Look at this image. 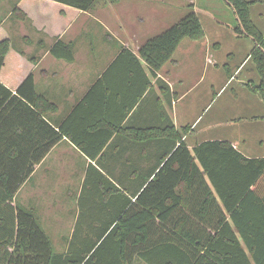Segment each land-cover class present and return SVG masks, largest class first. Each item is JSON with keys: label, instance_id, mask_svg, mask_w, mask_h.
Returning <instances> with one entry per match:
<instances>
[{"label": "crops", "instance_id": "crops-1", "mask_svg": "<svg viewBox=\"0 0 264 264\" xmlns=\"http://www.w3.org/2000/svg\"><path fill=\"white\" fill-rule=\"evenodd\" d=\"M38 3H43V10L47 11L32 12L37 10ZM17 8L27 11L31 17L19 21L14 16ZM93 8L77 10L50 0H0V28L7 33L14 50L23 54L20 57L14 52L7 56L0 70V83L15 94L23 75L29 72L33 76L36 93L48 104L43 118H47L55 130L63 126L75 142L69 135H63L34 166L10 203L32 211L47 231L51 230H48L50 226H46V222L51 223L54 233H57L53 238L63 241L73 235L80 214L78 198L86 184L90 166L106 177L108 181L104 185L110 189L116 187L127 197L141 192L145 187H141L143 180L148 178L149 182L159 171L161 165L158 163L170 143L160 137L146 139L147 130L159 131L171 123L175 130L188 127L182 141L189 150L205 141H228L236 149L241 147L240 151L247 157H264L262 147H259L262 146L261 141L256 147L247 145L248 135L242 124L221 119V114L229 110H237L241 106L255 107L257 100L250 98L255 93L253 87L248 86L252 92L250 95L248 91L243 92L240 100L235 97L237 104L225 105L208 118L204 116L211 102L232 78L240 75L238 83L242 85L246 80H256L255 66L242 74L250 62L252 49L248 53L246 51L237 64L233 61L241 44L237 49L234 46L229 50V64L213 52L220 47L224 31L230 38L250 40L253 48V40L237 30L238 23L230 30H225L224 25L205 29L201 24L204 38L182 40L170 60L153 73L138 52L145 42L161 34L156 20L158 12H155L159 10ZM34 21L47 31L35 30ZM59 32L55 37L54 34ZM56 39L70 48L72 61L58 59L51 54ZM232 41L238 43L237 40ZM124 51L136 56L140 65L128 56L122 57ZM221 62L226 76H230L224 85L217 82ZM195 63L199 65L197 71H202L198 82L209 69L212 72L208 86L201 92H205L207 100L211 101L198 111V96L192 102L187 101L197 85L190 81V68ZM9 120L14 121L15 115L12 114ZM91 175H97V172L91 169ZM91 182L89 177L86 190L92 188ZM51 191L63 192L64 200L60 204L56 199L46 202L45 195L48 198ZM130 198L134 202V197ZM102 206L96 201L88 202L84 207L87 213L85 221L94 223L96 209ZM121 207L122 199L115 198L104 208L101 216L112 217V213ZM66 223H71V229L64 233ZM86 233L81 232L80 236ZM88 233L92 236L91 231ZM46 235L51 240L52 235ZM66 249L57 251L54 248V251L64 253Z\"/></svg>", "mask_w": 264, "mask_h": 264}, {"label": "trees", "instance_id": "trees-1", "mask_svg": "<svg viewBox=\"0 0 264 264\" xmlns=\"http://www.w3.org/2000/svg\"><path fill=\"white\" fill-rule=\"evenodd\" d=\"M50 1L87 11L99 0ZM225 1L240 25L239 33L254 42L249 59L258 83L253 90L264 103V33L250 15L256 1ZM43 9V3H38L32 12L47 11ZM14 16L19 21L31 17L19 8ZM33 25L37 31H47L36 21ZM203 38L199 18L191 11L145 42L138 55L155 73L182 40ZM56 40L51 54L72 61L70 48ZM14 52L23 57L0 28V70ZM121 55L140 65L129 51ZM47 106L29 72L15 94L0 83V264H264V157H247L228 141H205L189 150L182 141L188 127L175 130L171 123L159 131H145L146 139L160 137L170 145L155 176L143 180L141 192L129 194L134 202L116 187L104 185L106 177L89 167L73 235L64 253L55 252L34 213L10 203L34 166L63 135L72 138L63 126L55 130L43 118ZM12 114L14 121L9 120ZM91 169L97 175H91ZM89 177L92 188L86 190ZM115 198L122 199L121 210L112 217L101 216ZM91 201L103 206L96 209L95 222L87 223L84 207ZM81 232L87 233L80 236Z\"/></svg>", "mask_w": 264, "mask_h": 264}, {"label": "rangeland", "instance_id": "rangeland-1", "mask_svg": "<svg viewBox=\"0 0 264 264\" xmlns=\"http://www.w3.org/2000/svg\"><path fill=\"white\" fill-rule=\"evenodd\" d=\"M247 1H256L250 7V15L252 22L264 33V0H247ZM93 10H145L148 12L149 10H159L155 11L158 12L157 22L159 23V30L164 31L165 27L170 25L176 24L180 21L185 15L189 12L194 11L197 17L199 18L200 23L203 25L205 29H208L210 26L218 25V26H225V30H230L231 28H235L237 21L236 17L233 13L231 7L226 3L225 0H118L117 2L110 3L107 0H99L96 5L94 6ZM154 16V15H153ZM152 19H154L152 17ZM155 20V19H154ZM229 26V27H227ZM223 30V29H222ZM161 32V33H162ZM227 31L223 32V39H221L220 47L218 49L213 50V52L218 55L219 59H225L226 62L229 64L227 60V54L231 48L237 49L239 44V51L236 54V58L233 61L234 64L240 62V59L244 57L246 51L247 53L252 49V42L248 39H236L230 38L228 35L225 36ZM232 40H237L238 43L233 42ZM201 64V62H200ZM230 62V67H231ZM198 63H195L194 66L192 65L190 68V72L192 77L190 81L193 83H197L196 89L192 91V93L187 98L188 103L193 101L195 96H198V101L196 102L197 111L203 109L208 105L207 100L208 95L205 92L201 93L209 84V80L211 79V69L204 73L202 81L198 82L202 71L198 70ZM254 67L252 61L248 62L246 68L243 70L242 74L247 71L249 68ZM219 74L217 77V82L219 85H224L228 81V75L226 76V71L222 67V62L219 66ZM234 71V70H233ZM241 79L239 75L236 79L232 78L229 83L224 87L222 92L211 102L207 110L204 112L205 118H208L210 114L216 112L221 107L225 105H232L237 104L235 97L237 99H241L243 92H248L249 95L251 90L250 87H255L258 83V79L256 80H249L246 84L242 85L239 84L238 81ZM243 79V77H242ZM233 80V81H232ZM251 82V83H250ZM236 93V96L234 95ZM251 99H256L257 104L253 108L241 106L240 109L237 110H229L226 113H222L221 119L225 122L236 120L239 124H242L243 131L247 132V145L251 147H255L258 145V142L261 141L262 147L261 150L264 152V103L262 102L261 97L259 94L252 93L250 95ZM210 99V98H209ZM195 105V109H196ZM196 111V112H197ZM240 148V149H239ZM238 149L241 150V147L238 146ZM248 154H254L251 152H246ZM63 192H52L48 195V198L45 195L46 202L56 199L58 204L64 200ZM70 202V201H69ZM46 221V219H44ZM46 226H50L47 231L46 228L41 226L43 231H46L48 235H52L51 241L54 248L57 251H63L65 247H67V241H63L61 238H53L55 231L53 230V225L51 223L46 222ZM70 224L66 223L64 227V233L70 231ZM52 228V229H51Z\"/></svg>", "mask_w": 264, "mask_h": 264}]
</instances>
